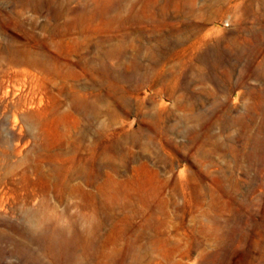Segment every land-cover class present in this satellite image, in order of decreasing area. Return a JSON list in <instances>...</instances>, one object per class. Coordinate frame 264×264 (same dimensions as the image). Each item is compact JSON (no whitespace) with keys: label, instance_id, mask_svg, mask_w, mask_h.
Returning <instances> with one entry per match:
<instances>
[{"label":"rangeland","instance_id":"obj_1","mask_svg":"<svg viewBox=\"0 0 264 264\" xmlns=\"http://www.w3.org/2000/svg\"><path fill=\"white\" fill-rule=\"evenodd\" d=\"M0 264H264V0H0Z\"/></svg>","mask_w":264,"mask_h":264},{"label":"bare ground","instance_id":"obj_2","mask_svg":"<svg viewBox=\"0 0 264 264\" xmlns=\"http://www.w3.org/2000/svg\"><path fill=\"white\" fill-rule=\"evenodd\" d=\"M93 177H95L97 175V165L96 163H94V167H93ZM92 201L96 200V193H91V198Z\"/></svg>","mask_w":264,"mask_h":264}]
</instances>
